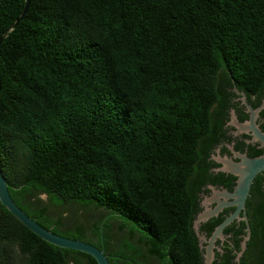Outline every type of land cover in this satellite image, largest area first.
Returning a JSON list of instances; mask_svg holds the SVG:
<instances>
[{"label":"trees","instance_id":"obj_1","mask_svg":"<svg viewBox=\"0 0 264 264\" xmlns=\"http://www.w3.org/2000/svg\"><path fill=\"white\" fill-rule=\"evenodd\" d=\"M24 3L0 0V36ZM220 79L264 86V0H29L0 43L11 196L43 226L104 248L110 264H204L190 175ZM63 204L87 219L66 223L50 208ZM0 264L98 263L0 202Z\"/></svg>","mask_w":264,"mask_h":264},{"label":"flooded vegetation","instance_id":"obj_2","mask_svg":"<svg viewBox=\"0 0 264 264\" xmlns=\"http://www.w3.org/2000/svg\"><path fill=\"white\" fill-rule=\"evenodd\" d=\"M219 86L220 97L210 107L211 126L196 169L190 175L195 199L192 222L204 207H214L216 198L223 199L218 192L222 189L231 191L236 183V176L221 168L218 156H228L238 161L240 157L235 152L248 156L264 153L261 140L254 138L250 130H242L231 122L232 113L240 122L249 118L247 105L241 99L243 93L247 102L256 108L264 101V86L248 92L236 83L223 79H220ZM255 121L264 131V107L258 110ZM234 208L233 204L223 205L216 213L198 223V231L193 229L201 254L216 226ZM200 235L203 239L199 238ZM213 244V264H254L259 260L264 249V169L253 177L239 215L222 228L221 233L214 237Z\"/></svg>","mask_w":264,"mask_h":264},{"label":"water","instance_id":"obj_3","mask_svg":"<svg viewBox=\"0 0 264 264\" xmlns=\"http://www.w3.org/2000/svg\"><path fill=\"white\" fill-rule=\"evenodd\" d=\"M28 1L25 0L24 7L21 10L19 16L10 24V26L1 34L0 43L5 39L9 31L14 28L18 22L24 16L26 9L28 7ZM243 93V92H242ZM242 101L246 103L247 109L249 111V118L244 121H238L232 113L231 122L237 125L242 130H250L254 138L262 141L264 144V131L258 126L255 119L259 109L264 107V101L261 104L253 108L251 104L247 102L246 96L242 95ZM240 159L235 161L228 156H218L217 159L222 163L221 168L233 173L236 176V183L231 191L227 189H222L218 194L223 196V199H217V204L214 207H204L192 222L193 229L197 231L198 223L211 214L216 213L223 205L233 204L235 205L234 210L227 215L215 228L213 234L208 239V243L205 245V252L202 253L204 264H213L214 251H213V240L216 235L221 233L222 228L227 225L233 218L239 215L240 210L244 207L245 198L249 192V187L253 177L257 172L264 169V153L248 156L245 153H237ZM229 198V200H228ZM215 199V198H214ZM211 200V199H210ZM208 200V201H210ZM0 202L12 213L14 214L23 224H25L34 233L39 235L42 239L53 243L58 246L68 247L72 249H77L84 251L92 255L98 264H110L108 255L104 251V248H100L92 242L72 238L65 236L63 234L52 231L30 216L24 209H22L17 202L11 196L8 183L0 167ZM203 239V237H199ZM201 246V244H200ZM242 246H244V241H242Z\"/></svg>","mask_w":264,"mask_h":264},{"label":"rangeland","instance_id":"obj_4","mask_svg":"<svg viewBox=\"0 0 264 264\" xmlns=\"http://www.w3.org/2000/svg\"><path fill=\"white\" fill-rule=\"evenodd\" d=\"M40 197L45 201L48 200L45 193H41ZM50 208L52 209V211L54 210L55 213L61 214L65 218L66 223H69L70 220L85 221L87 219V217H86L87 213H85L84 209L81 207H77L74 204L51 205ZM91 214H99V213H98V211L91 209L89 215H91ZM112 223L115 226L117 222L115 219L114 220L112 219ZM197 231H198V229H197ZM120 233H123V231H121ZM201 236L202 235H200V237ZM213 251H214V249H213Z\"/></svg>","mask_w":264,"mask_h":264}]
</instances>
